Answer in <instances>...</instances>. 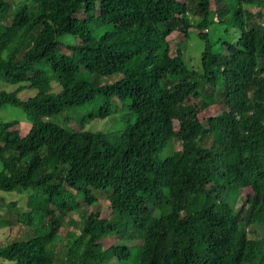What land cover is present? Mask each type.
<instances>
[{
    "label": "trees",
    "instance_id": "obj_1",
    "mask_svg": "<svg viewBox=\"0 0 264 264\" xmlns=\"http://www.w3.org/2000/svg\"><path fill=\"white\" fill-rule=\"evenodd\" d=\"M212 1L20 0L13 23L0 0V81L14 84L0 106L36 116L22 135L17 119L0 120V190L28 189L24 209L5 203L20 230L1 259L53 264L60 224L75 222L62 264H264V237L245 233L264 232V0ZM211 22L236 33L220 50L202 30ZM189 27L203 42L194 66L169 44ZM24 87L34 92L19 99ZM218 103L204 124V105ZM60 112L123 126L82 131ZM104 188L113 219L79 213Z\"/></svg>",
    "mask_w": 264,
    "mask_h": 264
},
{
    "label": "rangeland",
    "instance_id": "obj_2",
    "mask_svg": "<svg viewBox=\"0 0 264 264\" xmlns=\"http://www.w3.org/2000/svg\"><path fill=\"white\" fill-rule=\"evenodd\" d=\"M187 2L188 0H184ZM10 3L11 10L13 11V15L11 18V21L13 23H16L20 21L22 18V12L19 9L20 0H8ZM233 3L232 0H224V7L227 8ZM209 6L210 8H213V1L209 0ZM190 14V12H187ZM216 17H213V20H215ZM189 30L187 31V35L185 37H182L179 33L175 32L172 36H170L169 44L174 45L177 43V45L182 50V60L184 61L186 66H194L195 64H198L199 62V53L202 48L203 42L195 37L197 29L193 27H189ZM207 38L211 40L212 43V50H220L222 48L221 41H224L226 43H229L234 39L236 36V33L233 28L225 27L223 24L211 22L208 26H206L204 29ZM200 31V30H199ZM177 78H181V75H177ZM14 87V84L5 83L3 81H0V90H11ZM52 89L55 90L56 86L52 85ZM34 92V89L24 87L21 88L17 93L16 96L19 99H25L29 96H31ZM114 103V102H113ZM113 105L116 106V109L118 108V104L115 102ZM225 109L224 105L221 103L215 104V105H204L203 110L200 114L201 121L206 124L207 123V115H215L219 111ZM28 112L11 104L4 103L0 106V120H7L10 118H15L18 120V133L20 135L24 134L27 130V126L29 121L35 120L36 116H30L27 114ZM74 113V112H73ZM76 113V112H75ZM117 111L115 113H112V118L115 119L117 116ZM29 115V116H28ZM76 113V116L69 115L67 112H60L57 113L54 118L57 119L60 123H63L65 125H68L72 128H80L82 131H88V132H94V131H100V132H106L108 134H111L112 132L119 130L122 128L123 124L120 122H115L111 124L106 119H99V118H93V119H80ZM173 127H176V123L173 120ZM178 147V141L176 139H172L170 142V146L166 144L161 152L159 153V157H163L164 155L168 154L170 149H175ZM28 192V189L26 190H20V189H13L11 191H2L0 190V243L3 242L6 238L11 237L19 233L20 227H18V224H16L15 221L11 218L9 219L10 214V207H6L5 203L8 201H15L16 202V208L21 210L24 209L23 204V198L24 195ZM249 192V187L244 186L239 188L238 190V196L235 201V208L238 207L241 199L243 196ZM92 194L95 198V202L88 205L87 207L85 204H81V207L79 209V213L83 214L87 211V209L91 211H98L99 216L108 217L111 218L110 210L112 207L116 204L115 196L112 194V192L107 189H100V190H92ZM168 206L164 205L162 207L161 212H167ZM76 223H68L65 224V222H62L60 224V227L58 228V233L60 237L62 238V241L59 242L57 245L56 252V258L53 261V264H62L60 255L65 249L66 246V239L63 238V234L66 230H76ZM245 233L247 237L250 238H259L262 239L264 237V232L262 229L256 228L255 230L251 227L247 226L245 227ZM100 246H105L108 244L114 243V233H106L104 235H101L97 238ZM120 243H124V240H122ZM0 264H11L9 261L5 259L0 258Z\"/></svg>",
    "mask_w": 264,
    "mask_h": 264
}]
</instances>
